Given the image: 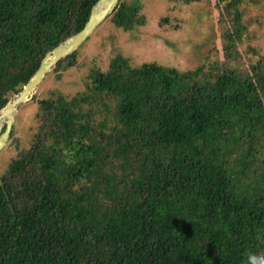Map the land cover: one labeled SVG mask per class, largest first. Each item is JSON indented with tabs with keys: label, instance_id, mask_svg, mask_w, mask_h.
<instances>
[{
	"label": "trees",
	"instance_id": "trees-1",
	"mask_svg": "<svg viewBox=\"0 0 264 264\" xmlns=\"http://www.w3.org/2000/svg\"><path fill=\"white\" fill-rule=\"evenodd\" d=\"M97 1L0 0V110ZM242 1L216 0L240 26L210 72L118 53L84 90L40 99L31 145L0 177V264H245L264 252V57L227 64ZM141 8L119 0L115 27L144 24Z\"/></svg>",
	"mask_w": 264,
	"mask_h": 264
},
{
	"label": "rangeland",
	"instance_id": "rangeland-1",
	"mask_svg": "<svg viewBox=\"0 0 264 264\" xmlns=\"http://www.w3.org/2000/svg\"><path fill=\"white\" fill-rule=\"evenodd\" d=\"M223 6L224 3L217 6L216 0H142L141 15L145 23L131 30L115 27L110 13L76 49L75 65L59 70L55 66L31 98L19 106L10 137L0 149V177L19 151L31 145L38 127L40 99L58 93L72 97L84 90L92 68L107 70L116 54L124 55L132 66L158 62L167 69L177 68L184 72L185 78L198 70L210 72L211 64L224 55L230 33L240 26L234 28L230 17L221 18ZM239 7V23L246 28L235 45L238 59L234 63L228 60L227 64L247 66L260 55L264 57V0H243ZM219 61L221 64L222 60ZM227 161L241 173L242 165L235 156Z\"/></svg>",
	"mask_w": 264,
	"mask_h": 264
},
{
	"label": "water",
	"instance_id": "water-1",
	"mask_svg": "<svg viewBox=\"0 0 264 264\" xmlns=\"http://www.w3.org/2000/svg\"><path fill=\"white\" fill-rule=\"evenodd\" d=\"M119 0H98L92 7L85 26L74 35L66 38L56 47L46 53L35 74L24 85L22 90L14 94L8 103L0 110V149L10 137L15 112L19 106L27 102L40 82L57 63L72 54L96 29V27L114 11Z\"/></svg>",
	"mask_w": 264,
	"mask_h": 264
},
{
	"label": "clouds",
	"instance_id": "clouds-1",
	"mask_svg": "<svg viewBox=\"0 0 264 264\" xmlns=\"http://www.w3.org/2000/svg\"><path fill=\"white\" fill-rule=\"evenodd\" d=\"M245 264H264V252H261V253L248 252V253H246Z\"/></svg>",
	"mask_w": 264,
	"mask_h": 264
}]
</instances>
